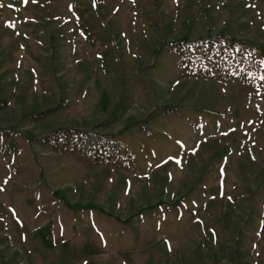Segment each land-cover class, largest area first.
<instances>
[{"label": "rangeland", "instance_id": "obj_1", "mask_svg": "<svg viewBox=\"0 0 264 264\" xmlns=\"http://www.w3.org/2000/svg\"><path fill=\"white\" fill-rule=\"evenodd\" d=\"M3 131L0 264H264V0H0Z\"/></svg>", "mask_w": 264, "mask_h": 264}, {"label": "trees", "instance_id": "obj_2", "mask_svg": "<svg viewBox=\"0 0 264 264\" xmlns=\"http://www.w3.org/2000/svg\"><path fill=\"white\" fill-rule=\"evenodd\" d=\"M4 105L5 104H2V106ZM0 133L8 135L7 132L4 131ZM50 136H54L57 141V143L53 144V148H66L67 141L72 140V148L78 150L80 153L86 154L95 153L99 155L104 153L107 157H110L121 147L120 143L112 139L111 136L96 131L81 132L78 130L62 128L50 133L48 137ZM58 142H60V144H58Z\"/></svg>", "mask_w": 264, "mask_h": 264}, {"label": "snow or ice", "instance_id": "obj_3", "mask_svg": "<svg viewBox=\"0 0 264 264\" xmlns=\"http://www.w3.org/2000/svg\"><path fill=\"white\" fill-rule=\"evenodd\" d=\"M25 2H27V0H25Z\"/></svg>", "mask_w": 264, "mask_h": 264}]
</instances>
